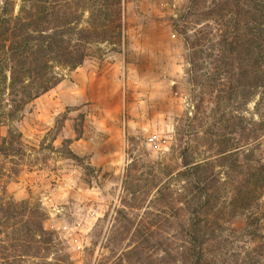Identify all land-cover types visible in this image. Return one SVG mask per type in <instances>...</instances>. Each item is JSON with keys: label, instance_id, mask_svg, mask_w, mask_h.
<instances>
[{"label": "rangeland", "instance_id": "374dc122", "mask_svg": "<svg viewBox=\"0 0 264 264\" xmlns=\"http://www.w3.org/2000/svg\"><path fill=\"white\" fill-rule=\"evenodd\" d=\"M0 264H264V0H0Z\"/></svg>", "mask_w": 264, "mask_h": 264}]
</instances>
